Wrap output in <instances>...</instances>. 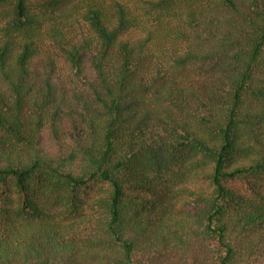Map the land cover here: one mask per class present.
<instances>
[{"label": "trees", "instance_id": "1", "mask_svg": "<svg viewBox=\"0 0 264 264\" xmlns=\"http://www.w3.org/2000/svg\"><path fill=\"white\" fill-rule=\"evenodd\" d=\"M0 264H264V0H0Z\"/></svg>", "mask_w": 264, "mask_h": 264}]
</instances>
